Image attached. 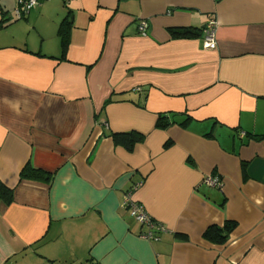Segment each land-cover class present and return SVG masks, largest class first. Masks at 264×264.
Returning a JSON list of instances; mask_svg holds the SVG:
<instances>
[{
	"label": "crops",
	"instance_id": "obj_1",
	"mask_svg": "<svg viewBox=\"0 0 264 264\" xmlns=\"http://www.w3.org/2000/svg\"><path fill=\"white\" fill-rule=\"evenodd\" d=\"M15 5L0 0V264H264V0ZM212 20L216 49L170 32ZM130 130L133 150L111 136ZM134 186L159 240L122 205ZM226 220L227 241L205 238Z\"/></svg>",
	"mask_w": 264,
	"mask_h": 264
},
{
	"label": "trees",
	"instance_id": "obj_2",
	"mask_svg": "<svg viewBox=\"0 0 264 264\" xmlns=\"http://www.w3.org/2000/svg\"><path fill=\"white\" fill-rule=\"evenodd\" d=\"M67 20H64L63 25L60 28V35L62 40V55L59 57L60 59H65L66 52L68 48V30L65 28ZM69 22V21H68ZM203 29L199 27H178L171 28V35L175 38H195L203 36ZM187 118L182 124L186 123ZM175 123L174 120L169 118L167 113L160 114L157 119V126L166 128L171 124ZM111 136L116 144H120L124 146L127 150H133L135 145L144 140L145 135L141 132L130 130L124 132H111ZM254 138H261L262 136H253ZM171 141L166 143V146H169ZM244 169L246 164H243ZM246 170V169H245ZM214 176H218V174H213ZM21 179H31V180H41V181H51L53 174L45 171L44 169L34 167L32 165H26L20 174ZM14 199V190L12 188L7 187L0 179V200H2L6 204H10ZM154 218V217H153ZM155 219V218H154ZM156 220V219H155ZM237 222L233 220H226L223 225H210L204 236L209 241H213L216 243H224L229 238L231 232L236 228ZM176 236L181 238H186L185 234H176Z\"/></svg>",
	"mask_w": 264,
	"mask_h": 264
},
{
	"label": "built area",
	"instance_id": "obj_3",
	"mask_svg": "<svg viewBox=\"0 0 264 264\" xmlns=\"http://www.w3.org/2000/svg\"><path fill=\"white\" fill-rule=\"evenodd\" d=\"M41 1L46 0H15V16L17 19H22L27 15L34 7H36ZM148 23L147 21H142L139 26L140 32L145 35L147 32ZM217 25L216 21H210L203 29V39L206 49H216L217 44V35H216ZM205 182L212 186H221L222 180L218 176L210 175L205 179ZM137 186L129 189L123 200V207L127 208L132 215L139 223L147 227L146 231L142 232L140 235L142 237L159 240V233L167 231L166 227L159 223L153 218L146 210L143 203L139 202L134 198V191Z\"/></svg>",
	"mask_w": 264,
	"mask_h": 264
}]
</instances>
